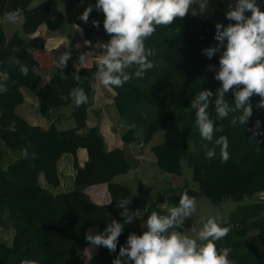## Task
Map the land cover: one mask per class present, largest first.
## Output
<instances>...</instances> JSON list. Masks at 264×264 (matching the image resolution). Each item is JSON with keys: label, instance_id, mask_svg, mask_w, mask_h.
<instances>
[{"label": "trees", "instance_id": "trees-1", "mask_svg": "<svg viewBox=\"0 0 264 264\" xmlns=\"http://www.w3.org/2000/svg\"><path fill=\"white\" fill-rule=\"evenodd\" d=\"M34 1L0 0V84L8 87L7 92L0 93V231L5 233L0 238V264H21L24 260L31 264H112L120 247H127L128 236L142 234L151 213L165 215L178 206L184 192L196 201L204 197L215 205L235 203L221 222L222 227L230 226L232 230L216 242L217 248L230 247L229 259L235 264H264V201H253L255 193L264 192V108H257L260 97L254 95L250 99L253 115L247 126L231 125L230 119L239 112L218 120L215 99L221 82L215 76L220 70L223 47L211 58L205 51L219 43L215 40L216 23L224 27L234 23L225 18L232 1L212 0L216 8L212 17H198L190 9L184 19L177 18L168 27L158 26L145 41L146 48L155 52L149 59L156 67L139 79L134 76L137 66L133 65L125 69L133 74L132 79L121 88H109L111 104L126 129L121 133L123 147L111 150L98 124L87 126L88 112L94 106L99 56L91 65L76 70L77 50L62 45L52 51L50 77L39 86V64L33 51L44 48L45 38L30 35L44 24L49 33L64 34L67 17L59 10L57 0H41L33 5ZM257 2L264 11V0ZM17 10L21 13V31L30 36L27 43L17 30L7 33L3 28L2 20ZM92 20L100 22L99 29L93 27ZM103 20L94 9L87 24L80 19L77 24L85 39L109 41ZM64 52H69L71 58L66 66L57 68ZM21 65L29 69L26 76L20 73ZM4 73L9 75L7 81L2 79ZM76 88L88 96L87 104L76 106L71 95ZM205 90L213 93L207 109L210 119L223 129L215 133L212 142L200 136L195 109L191 108L195 96ZM23 91L34 93L37 101L46 105L43 112L37 106L46 126L30 125L18 113L24 102ZM234 99L233 92L225 94L230 107ZM67 105L72 106L75 126L59 129L58 112ZM257 120L260 134L254 136L249 129H254ZM220 136H227L229 141L230 159L225 164L220 162V146L215 143ZM135 142L141 144V150L149 149L156 168L181 177L183 182L176 186L169 183L149 202L141 183L136 191L117 182L116 176L142 165L137 156L141 153L128 145ZM81 149L87 151L83 162L78 158ZM211 149L216 155L208 159L206 152ZM65 154L72 159L73 174L69 185L60 188L59 166ZM101 184L106 186L109 201L97 204L84 190ZM122 199H131L126 207L129 214L136 213L132 224H124V208L119 207ZM113 220L124 224L116 250L110 252L97 245L96 251L85 258L86 248L93 245L87 239L92 236L90 231L87 234L88 228L96 227L97 235L106 236L105 229ZM121 260L133 264L126 257Z\"/></svg>", "mask_w": 264, "mask_h": 264}, {"label": "clouds", "instance_id": "clouds-1", "mask_svg": "<svg viewBox=\"0 0 264 264\" xmlns=\"http://www.w3.org/2000/svg\"><path fill=\"white\" fill-rule=\"evenodd\" d=\"M208 3L209 0H96L95 5L86 7L79 19L87 24L94 9L102 12L103 28L110 37L107 43L100 45L103 54L96 61L99 83L105 88L123 87L133 75L125 69L133 65L137 66L134 76L143 79L148 71L156 67L155 62L149 59L155 52L146 48L145 41L156 32L158 26L168 27L177 18L184 19L194 4L206 9ZM20 15V10H17L8 13L6 18L16 23ZM225 18L234 23H229L227 27L216 23L215 40L219 43L205 50L211 58L223 47L219 59L220 70L215 76L221 82L216 93L215 112L220 121L228 119L230 113L239 112V115H233L230 119L231 125L247 126L253 115L251 97L259 96L256 106L264 108V11L257 0H235ZM92 25L99 29L100 22L92 20ZM70 58L69 52L62 53L55 66H66ZM79 61L80 64L86 63V56L80 55ZM15 63L20 64V61L16 60ZM28 72V67L21 65L20 73L26 76ZM75 78L80 79L78 75ZM2 79L7 81L9 75L2 74ZM7 91L8 87L0 84V93ZM229 92H233L235 98L232 107L225 100V94ZM71 95L75 97L77 107L88 103V96L81 88L74 89ZM212 95L210 90L201 91L191 104V108L195 109L199 134L208 142L213 141L216 132L223 130L215 126V121L210 119L207 111ZM259 127L260 121L257 120L254 129L249 130L253 131L254 136L259 135ZM215 143L220 146L221 164L227 163L230 159L228 137L220 136ZM206 155L208 159L215 158V149L208 150ZM130 202L131 199L119 202V207L124 208L121 213L125 217L124 224H132L136 217V213L129 214L126 207ZM196 212V198L187 192L182 193L178 206L170 208L165 215L151 213L142 234L128 236L127 247H120L119 256L112 264H126L121 257H126L133 264H235L229 259L232 249L222 247L218 250L216 245L232 230L230 226H221L222 217H209L195 237L180 231L184 221ZM124 224L113 220L105 229L106 236H87V239L94 245L107 247L110 252L115 251ZM21 264L31 262L24 260Z\"/></svg>", "mask_w": 264, "mask_h": 264}, {"label": "crops", "instance_id": "crops-1", "mask_svg": "<svg viewBox=\"0 0 264 264\" xmlns=\"http://www.w3.org/2000/svg\"><path fill=\"white\" fill-rule=\"evenodd\" d=\"M39 1L41 0H35L33 2V5L37 4ZM57 1H58L59 10L67 17L66 33L64 34L49 33L46 29V25L44 24L41 25L34 34L30 35L32 37L42 35L45 38L44 48L33 51V56L39 64L37 73L40 75V83H39L40 87L44 86L50 77V72L53 65L52 51L54 49L62 45H69L71 47H74L77 50V57L75 59L74 66L76 70H79L81 66L91 65L93 60L97 58L96 55L98 56L102 55L103 49L100 47V45L108 42V41H102L98 38L92 42L89 39H85L82 27L79 26V24H77V20L79 19L80 15L84 12L85 8L88 7L89 5H95L96 0H84L83 3L78 2L76 0H57ZM99 14L104 19L103 13L99 12ZM6 17L2 20L4 30L7 33L17 30L18 33H20V35L24 36L25 42L27 43L28 38L30 36L22 33L20 20H18L16 23H11L7 20ZM82 54L86 56V63L84 64H80L79 61V57ZM98 93H103V95L100 96V98L102 97V105L100 106L97 102L98 100L96 99ZM23 94H24V102L22 105L19 106L18 113L22 115L23 118L30 125L46 126L47 124L46 120L37 111V106L39 105L41 107L42 112L47 110L46 105L44 106L41 103H39L34 93L23 91ZM111 96H112V91L109 88L103 87L97 80L96 91L94 95V106L88 112V118H87L88 127L98 124L99 131L105 140L108 150L117 147L118 148L123 147L124 141L121 138V133H123L126 130L123 126L120 125L119 119L116 120L115 117V120L113 122L110 120V118L107 117V115H105L103 111V108L106 105L110 106ZM106 99L107 101H105ZM71 112H72V106L70 105L65 106L58 112L60 119L57 122V127L59 129H69L75 126V121L71 117ZM120 128H124L125 130L118 132V129L120 130ZM128 145L129 148L132 149V151L135 148L136 152L141 153V154L138 153L137 156L141 159L142 165L138 169L130 170L126 174H121L116 176L115 180L118 181L120 177L128 175L124 179V182L122 183H125L127 185L129 184L132 186L134 183L139 182L142 185H144L143 179H146L148 182L146 185L149 186L151 184L152 177L147 178L146 175H148L151 171H154L156 169L154 165V163H156L155 158L152 156L151 152H149V149L145 148L141 150V144L139 143L135 142V143H130ZM78 158L82 162L87 159L86 149L79 150ZM59 169L60 172L62 173L60 188L62 187L65 188L67 185H69L71 180L70 177L73 174L72 159L70 158L69 155L65 154L62 157ZM138 185L134 188L136 191L138 190L139 187ZM102 187H104L106 191L105 184L92 185L87 187L84 191L89 195L87 190L93 189L94 194H92L91 196L89 195L90 199L91 200H93L92 198L99 199L101 194H99L100 191H98L97 189ZM94 252H95L94 249L93 251L90 250V254Z\"/></svg>", "mask_w": 264, "mask_h": 264}, {"label": "rangeland", "instance_id": "rangeland-1", "mask_svg": "<svg viewBox=\"0 0 264 264\" xmlns=\"http://www.w3.org/2000/svg\"><path fill=\"white\" fill-rule=\"evenodd\" d=\"M233 3V6L235 4V0H231ZM258 3V2H257ZM215 3L212 0H209L208 6L206 9H201L199 7L198 4H194L192 6V10L194 11V13L198 16L201 17L203 15L212 17L213 13L215 11ZM250 15V13H248ZM98 56V55H96ZM99 81V80H98ZM103 95V93H98L97 96V102L100 105H102V97L100 98V96ZM107 101V99L105 100ZM101 102V103H100ZM98 106V107H99ZM103 111L105 113V115H107L108 118H110L111 121L114 122L115 117L116 120L119 119L117 112L115 110V108L112 106V104H110V106L106 105L103 108ZM125 130L124 128H120V130L118 129V132ZM135 150V148L133 149ZM156 168V167H155ZM187 177H190V174L186 173ZM128 176V175H127ZM127 176H122L118 179L117 182H124V179ZM147 178H151V184L148 186L146 185L148 182L146 179H143V183L144 185H142L144 192H145V198L147 200V202L151 201L153 196L156 194V192L158 191H163L166 186L169 185V183H173V186H176L177 184L179 185L181 182H183V179L181 177L178 176H174L172 174L169 173H165L164 171L159 170L158 168H156L154 171H151L148 175H146ZM139 184L138 183H134L132 186L128 184V186H131V188L133 190H135L134 188ZM99 192V194H101L99 199H94L92 198L94 203H103V202H107L108 201V196L107 193L105 191V188H99L97 189ZM89 195L91 196L92 194H94V190H87ZM253 201H264V192H259V193H255L253 195ZM236 207V204L230 201L221 203L219 205H215L212 204L211 202H209L206 198L201 197L200 199L197 200V212L193 214L192 217L187 218L184 221V227L183 229H181V231L189 236L195 237L196 232H198L204 225V223L207 222V219L209 217H214V216H220L222 217V220H225L228 213L233 210ZM89 231L93 234H95V236L97 235V228L96 227H92L90 226L88 228V233ZM5 233L0 231V238L2 236H4ZM8 236V235H7ZM5 236V238L7 237ZM90 236V235H88ZM96 246L97 245H92L89 249H86L85 252V258H87L90 255V250L93 251V249L96 251Z\"/></svg>", "mask_w": 264, "mask_h": 264}]
</instances>
